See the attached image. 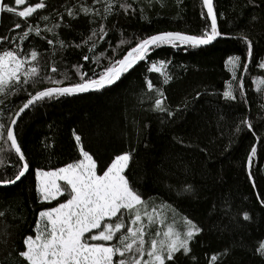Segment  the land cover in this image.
Returning a JSON list of instances; mask_svg holds the SVG:
<instances>
[{
    "label": "trees",
    "instance_id": "obj_1",
    "mask_svg": "<svg viewBox=\"0 0 264 264\" xmlns=\"http://www.w3.org/2000/svg\"><path fill=\"white\" fill-rule=\"evenodd\" d=\"M36 2L27 0L29 5ZM122 2L130 4L131 9L128 13L118 6L114 9L115 14L105 22L110 31L94 53L87 47L61 49L57 45L53 49L46 39L34 35L21 44L18 37L26 26L20 21L22 27L15 29L17 18L8 13H0V37H8L0 43V50L16 49L17 45L26 51L35 48L41 53V75H52L66 86L79 80L76 65H83L81 71L92 77L110 60L122 58L138 39L169 31L201 35L210 25V19L202 17L206 14L202 0ZM4 3L11 4V0ZM45 3V9L29 18L41 30L61 22L65 5L101 8L94 0ZM213 6L218 30L224 35L212 44L197 48L161 46L109 87L45 101L21 116L14 131L29 172L14 186L0 187V211L5 213L0 217V264H22L18 253L24 248L23 240L35 235L39 212L58 204L57 200L41 201L35 171L56 170L81 158L73 132L81 136L84 149L97 161L98 174L116 155L130 152L125 175L142 197L150 205L170 206L166 210L169 223L174 220L181 224L187 217L202 229L191 241L190 253H178L174 264H211L212 255L219 257L217 264H264V257L256 252L264 241V95L252 83L254 78H264V73L254 67L264 48V0H213ZM38 15L50 19L37 20ZM224 15L233 19V24L224 25ZM63 24L71 27L56 31L60 39L72 44L82 43V35H90V28L96 27L83 16L71 20L66 14ZM42 35L55 41L50 33L42 31ZM241 35L253 44L248 73L243 74L245 96L226 102L220 93L224 58L230 47H237L246 56ZM13 38H17L15 43L11 42ZM121 40L126 43L121 44ZM85 54L90 56L89 61L82 59ZM97 58L98 63H94ZM159 61L168 62L166 71L171 79L167 84L158 73L148 71L150 62ZM53 65L57 73L50 72ZM146 78L164 92L165 107L174 115L154 110L156 93L148 91ZM50 86L44 79L0 96V123L9 122L8 117L22 107L28 93ZM243 119L252 123V132L240 123ZM253 146L257 154L249 168L247 158ZM0 162V178L12 176L19 166L18 157L2 142ZM189 186L191 190L187 191ZM244 212L250 216L248 221L243 220ZM225 250L227 255H220Z\"/></svg>",
    "mask_w": 264,
    "mask_h": 264
},
{
    "label": "snow or ice",
    "instance_id": "obj_2",
    "mask_svg": "<svg viewBox=\"0 0 264 264\" xmlns=\"http://www.w3.org/2000/svg\"><path fill=\"white\" fill-rule=\"evenodd\" d=\"M94 4H101V8L83 4L71 7L65 5V13L60 14L61 22L53 23L51 27L43 30L39 24L30 23L29 18L38 10L47 7L45 0H38L31 5L27 4V0H11V4L0 0V13H8L17 18L13 22L15 29H20V21H23L26 30L18 37L21 44L34 35L42 40L46 39L53 49L57 45L61 49L87 47L89 53H94L98 42L103 41L110 31L105 22L115 14L114 9L118 6L125 13L131 9V5L122 0H94ZM17 6L24 7L21 9ZM202 6L207 10L206 14L202 13V17L206 15V18L210 19V25L201 35L169 31L138 39L122 58L110 60L102 71H94L92 77L81 71L83 65L74 66L79 80L66 86L63 80L52 75H41V53L35 48L26 51L17 45L16 49L0 50V96H7L9 91L17 86L30 82L36 84L44 79L53 85L35 94L28 93V99L22 107L8 117L9 122L0 123V142L7 144L8 150L15 153L19 165L12 176L0 178V186L15 185L29 172V164L14 133V126L26 109L45 101L99 91L112 85L138 62L148 60L150 52L161 46L176 48L187 45L197 48L213 43L224 34L218 30L213 0H202ZM65 14L71 20H78L83 16L90 25L96 27L90 28V35H82V43L66 42L60 39V34L56 31L62 27H71L70 24H63ZM36 19L47 22L50 17L38 15ZM42 31L50 33L55 37V41L42 35ZM15 39L17 38H13L11 42L15 43ZM239 39L246 45V62L242 64L240 56L227 58L226 66H230L232 81H236V84L227 83L222 92V98L226 102H235L245 96L243 74L248 73V65L253 57V44L247 36L241 35ZM7 40V36L0 37V43ZM124 43L126 41L121 40V44ZM82 59L89 61L90 56L85 54ZM98 59L93 62L98 63ZM167 63L150 62L148 67L149 72L158 73L163 77L165 84L171 79L166 71ZM258 66L264 68V61ZM241 70L242 74L238 77L237 73ZM57 71L54 65L50 67L51 73ZM252 83L256 85V91L264 95V78H254ZM146 87L149 92L156 93L154 110L167 113L168 116L174 115L165 107L164 92L154 87L152 80L146 78ZM2 116L0 113V117ZM240 123L248 131H253L249 120L243 119ZM239 131L240 128L237 127L236 132ZM73 136L80 159L56 170L35 171L36 191L41 201L59 202L56 206L39 212L34 228L35 235H28L23 240L24 248L18 253L22 264H174L178 253L187 256L191 251V241L202 229L187 217L183 218V230L178 229L174 220L168 222L166 210L170 206L150 205L149 201L142 197L125 175L132 158L131 153L116 155L110 164L101 170L102 174H98L97 161L84 149L81 136L75 132ZM256 154L257 149L253 146L247 158L249 168ZM249 177L251 178V172ZM186 190L190 191L191 187ZM60 197L65 199L60 201ZM4 215L5 213L0 211V217ZM249 219L248 213L244 212L243 220ZM256 252L264 257V241L259 243ZM220 255H227V250ZM218 259L217 255H212L211 264H217Z\"/></svg>",
    "mask_w": 264,
    "mask_h": 264
},
{
    "label": "rangeland",
    "instance_id": "obj_3",
    "mask_svg": "<svg viewBox=\"0 0 264 264\" xmlns=\"http://www.w3.org/2000/svg\"><path fill=\"white\" fill-rule=\"evenodd\" d=\"M215 8V7H214ZM217 12L220 14L219 10L217 9ZM220 16V15H219ZM221 20V19H220ZM233 19H229V17L227 15L223 16L222 22L224 23V25L228 26L233 24L232 23ZM239 34H241L240 31H238ZM247 32L245 31V34ZM263 47H264V42H263ZM229 56H240L241 57V63L243 64L244 62H246V56L245 54H243L237 47H230L227 55L224 58V63H223V70H224V77L222 80V86L220 89V93L222 95V92L225 90L226 85L228 82H232L234 85L236 84V81H232V73L230 71V66H226V60ZM264 61V48L263 50L260 52L259 56L257 57L254 67L257 68L259 71H262L264 73V68L259 67V63ZM258 71V72H259ZM242 74V70L241 72H238L237 75L238 77ZM171 223V222H170ZM176 227L180 230H183V222L181 224L176 223Z\"/></svg>",
    "mask_w": 264,
    "mask_h": 264
},
{
    "label": "water",
    "instance_id": "obj_4",
    "mask_svg": "<svg viewBox=\"0 0 264 264\" xmlns=\"http://www.w3.org/2000/svg\"><path fill=\"white\" fill-rule=\"evenodd\" d=\"M206 11H207V10H206ZM213 42H214V41H213ZM211 44H212V43H211ZM209 45H210V44H209ZM204 46H206V45H204ZM109 86H110V85H109ZM109 86H106V87H109ZM106 87H105V88H106ZM31 108H32V107H30L29 109H31ZM29 109H26V110L21 114V116H23V115L26 113V111H28ZM21 116H20L19 119L17 120V124H18L19 120L21 119ZM17 124L14 126V130H15ZM14 133H15V131H14ZM26 174H27V173H26ZM26 174H25V175H26ZM22 178H23V177H22ZM22 178H21V179H22ZM18 182H19V181H18ZM18 182H17V183H18ZM17 183H16V184H17ZM9 186H14V185H7V186H0V187H9Z\"/></svg>",
    "mask_w": 264,
    "mask_h": 264
}]
</instances>
